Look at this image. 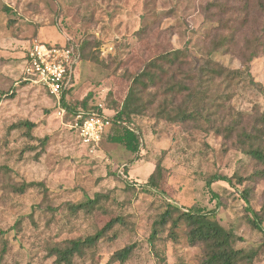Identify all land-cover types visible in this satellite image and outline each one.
Listing matches in <instances>:
<instances>
[{
  "label": "rangeland",
  "instance_id": "rangeland-1",
  "mask_svg": "<svg viewBox=\"0 0 264 264\" xmlns=\"http://www.w3.org/2000/svg\"><path fill=\"white\" fill-rule=\"evenodd\" d=\"M256 2L0 0V264H56L52 246L95 235L117 219L73 264H203V246L189 241L184 223L176 240L171 222L149 239L168 203L214 210L239 237L236 248L247 255L240 264H264V177L255 174L264 166L246 152V135L255 132L264 150V48L257 45L251 60L246 48L255 37L264 44V12ZM232 34L233 42L223 41ZM35 40L80 50L66 100L103 103L109 115L148 61L184 50L187 62L176 79L193 88L191 108L197 104L200 111L172 121L162 114L159 96L146 107L138 104L141 112L132 116L143 135L138 153L105 135L91 149L71 129L73 113L60 115L53 96L23 80ZM187 95L176 103L185 104ZM146 100L147 93L141 105ZM26 120L36 123L35 139L20 125ZM158 163L164 166L160 191H148ZM214 174L229 181L207 186ZM30 182L42 185L20 190ZM98 195L91 210L78 208ZM128 244L136 245L130 258L111 262Z\"/></svg>",
  "mask_w": 264,
  "mask_h": 264
},
{
  "label": "trees",
  "instance_id": "trees-1",
  "mask_svg": "<svg viewBox=\"0 0 264 264\" xmlns=\"http://www.w3.org/2000/svg\"><path fill=\"white\" fill-rule=\"evenodd\" d=\"M249 4V1H247L246 6H249ZM253 6L264 12V0H257ZM4 10L8 11L9 9L5 7ZM233 36L234 34L229 37L227 36L223 41L230 44L234 40ZM257 45H261L264 48V44L257 37L253 40H246V48L249 50V60L256 57L259 53ZM186 62L187 53L184 50H171L151 59L132 76L130 79L131 85L121 107L110 116L111 124L105 133L110 142L123 145L128 152L133 154L138 153L143 143V135L141 130L135 125L132 116L141 112L140 107H146L157 101L159 96L163 98L161 105L164 109L162 114L170 120L188 121L193 117L195 118V114L200 111L197 104L191 108L196 93L185 82L176 79L177 74L179 75L178 71L182 69V66ZM216 73L221 74V71H216ZM187 78L194 79L195 77L187 76ZM151 88H156V90L151 93ZM186 91L188 92L187 99L184 100L186 103L182 105L177 104L176 99ZM146 93L148 100L141 105ZM62 104L69 112H75L79 108L89 111L96 107L94 103L89 102L87 99L81 101L80 104H72L66 100V95L62 97ZM185 105L186 107H183ZM262 122L264 123V114ZM20 125L26 127L29 136L35 139L30 133L36 126V123L26 120L21 122ZM258 137L257 132L246 135V140L249 144L246 152L264 166V150L257 144ZM246 140L243 142L244 144H246ZM126 172L128 173L127 170ZM163 174L164 166L158 163L155 171L146 183L148 191H160V182ZM255 174L258 177H264V169L256 171ZM218 180L229 181V178L214 174L208 180L207 186ZM41 185L42 183L37 182L24 183L20 190L24 191L27 188ZM247 194L246 191L245 198L248 199ZM100 197L101 195H98L95 199H90L86 203L80 204L78 208L91 210L99 202ZM168 206V209L161 213L159 219L153 224V231L149 238L151 241L159 238L169 222H171L170 236L176 240L178 236L176 228L181 223H184L188 228L189 241L192 244L201 243L203 246V264H240L241 260L247 257L242 249L236 248L239 237L233 230L226 229L217 221L214 210L206 211L205 209H194L192 207L183 208L174 203H168ZM261 219L259 218V221ZM118 221V219L111 220L104 229L85 239L66 240L63 243L52 246L49 256L55 257L56 264H73L75 257H84L90 254L92 249L96 248L98 241L104 236L105 231L114 227ZM252 223L255 228L262 230L257 220H252ZM135 246V244H128L114 252L111 262H126L132 255Z\"/></svg>",
  "mask_w": 264,
  "mask_h": 264
},
{
  "label": "built area",
  "instance_id": "built-area-1",
  "mask_svg": "<svg viewBox=\"0 0 264 264\" xmlns=\"http://www.w3.org/2000/svg\"><path fill=\"white\" fill-rule=\"evenodd\" d=\"M81 52L75 46L56 45L33 41L25 57L23 80L39 85L53 96L58 112L65 116L69 111L62 104V97L75 86V72ZM89 111L79 108L73 113L70 127L82 144L94 149L103 140L110 126V116L103 103L94 104Z\"/></svg>",
  "mask_w": 264,
  "mask_h": 264
}]
</instances>
